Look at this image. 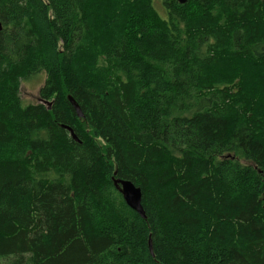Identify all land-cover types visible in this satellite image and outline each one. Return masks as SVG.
Listing matches in <instances>:
<instances>
[{"label": "trees", "instance_id": "16d2710c", "mask_svg": "<svg viewBox=\"0 0 264 264\" xmlns=\"http://www.w3.org/2000/svg\"><path fill=\"white\" fill-rule=\"evenodd\" d=\"M0 20V264H264V0H0Z\"/></svg>", "mask_w": 264, "mask_h": 264}, {"label": "water", "instance_id": "95a60500", "mask_svg": "<svg viewBox=\"0 0 264 264\" xmlns=\"http://www.w3.org/2000/svg\"><path fill=\"white\" fill-rule=\"evenodd\" d=\"M181 4L186 3V0H179ZM3 23L0 20V33L3 31ZM68 101L73 107L76 115L78 118H84V113L80 107V105L77 103V101L72 97H68ZM41 102V100H40ZM42 103L47 104L49 107L52 106V102H46L42 101ZM62 127L66 130H68L72 136V138L78 142L81 143L80 139L75 134L74 130L68 126V125H62ZM117 174L115 173V176ZM114 186L119 191V193L122 195L123 200L125 201L126 205L137 212L143 219H146V214L142 205V190L140 187H137L132 181L124 180V179H116L113 178ZM149 248L151 254H153L152 244L149 243Z\"/></svg>", "mask_w": 264, "mask_h": 264}, {"label": "rangeland", "instance_id": "374dc122", "mask_svg": "<svg viewBox=\"0 0 264 264\" xmlns=\"http://www.w3.org/2000/svg\"><path fill=\"white\" fill-rule=\"evenodd\" d=\"M112 1V0H110ZM45 82L44 73L39 74L36 77H33L29 81H23L21 85V99L24 105L37 104L40 102L39 91L43 87ZM54 99V98H53ZM50 100V102L54 100Z\"/></svg>", "mask_w": 264, "mask_h": 264}, {"label": "bare ground", "instance_id": "6f19581e", "mask_svg": "<svg viewBox=\"0 0 264 264\" xmlns=\"http://www.w3.org/2000/svg\"><path fill=\"white\" fill-rule=\"evenodd\" d=\"M41 99V98H40ZM46 106V105H45Z\"/></svg>", "mask_w": 264, "mask_h": 264}]
</instances>
